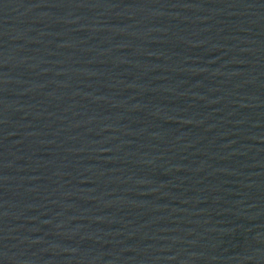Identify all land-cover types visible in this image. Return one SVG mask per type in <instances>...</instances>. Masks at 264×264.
I'll list each match as a JSON object with an SVG mask.
<instances>
[{"label": "water", "instance_id": "95a60500", "mask_svg": "<svg viewBox=\"0 0 264 264\" xmlns=\"http://www.w3.org/2000/svg\"><path fill=\"white\" fill-rule=\"evenodd\" d=\"M0 264H264V0H0Z\"/></svg>", "mask_w": 264, "mask_h": 264}]
</instances>
